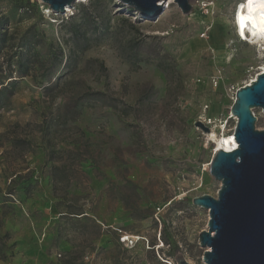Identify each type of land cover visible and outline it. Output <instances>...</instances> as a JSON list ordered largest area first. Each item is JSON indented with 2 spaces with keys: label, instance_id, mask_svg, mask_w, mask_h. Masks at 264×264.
Masks as SVG:
<instances>
[{
  "label": "rangeland",
  "instance_id": "rangeland-1",
  "mask_svg": "<svg viewBox=\"0 0 264 264\" xmlns=\"http://www.w3.org/2000/svg\"><path fill=\"white\" fill-rule=\"evenodd\" d=\"M242 1L145 19L117 0L63 15L0 0L12 45L0 51V264H175L179 253L205 264L209 213L192 199L216 198L220 183L197 122L233 133L232 97L264 67V52L235 34ZM32 26L48 63L16 78L10 56ZM253 114L264 130L263 111Z\"/></svg>",
  "mask_w": 264,
  "mask_h": 264
},
{
  "label": "water",
  "instance_id": "water-1",
  "mask_svg": "<svg viewBox=\"0 0 264 264\" xmlns=\"http://www.w3.org/2000/svg\"><path fill=\"white\" fill-rule=\"evenodd\" d=\"M52 14H63L77 0H39ZM145 19L162 13L169 0H117ZM196 0H173L188 14ZM264 113V72L235 93L230 114L236 118L233 139L237 147L218 149L209 163V174L220 183L216 198L203 195L192 205L209 213L207 229L198 235L205 264H264V130L255 129L253 110ZM205 132L209 129L197 122ZM175 264H190L182 254Z\"/></svg>",
  "mask_w": 264,
  "mask_h": 264
},
{
  "label": "bare ground",
  "instance_id": "bare-ground-1",
  "mask_svg": "<svg viewBox=\"0 0 264 264\" xmlns=\"http://www.w3.org/2000/svg\"><path fill=\"white\" fill-rule=\"evenodd\" d=\"M85 1L86 0H77L73 3V5L76 3H83ZM258 2H259V0H243L241 5L238 6V8H236L234 10L233 15H232V23H233V26L235 29L236 36L239 39H241L242 41L248 42L249 45H255L256 48L259 45V43L261 42L260 36H259V34L256 36H253L252 33L254 31H257L259 28L264 27V24L261 23L260 13L258 11L252 12L249 9L248 3H252V6L256 7ZM163 6L164 7H163L162 11L166 12L172 6H176V4L173 2V0H169ZM71 8L72 7H70V8L67 7L66 11L63 14L68 13ZM53 15H59V14H53ZM253 25H256L257 29H254ZM262 52H264V49L260 48V53H262ZM261 72H264V67H260L258 72L251 77L250 81H253L256 78L257 74H259ZM250 81H247L246 84H248ZM215 128H216L215 126H212V127H210L209 131L206 132L207 133V140H208V142H210L213 145L214 152L217 151L218 149L230 151L233 148L237 147V144L233 139V133H230L228 135H225L223 133V134H220L219 136H217L215 134ZM127 239L132 240L136 243L139 241V239L136 237H131V238H127Z\"/></svg>",
  "mask_w": 264,
  "mask_h": 264
},
{
  "label": "trees",
  "instance_id": "trees-1",
  "mask_svg": "<svg viewBox=\"0 0 264 264\" xmlns=\"http://www.w3.org/2000/svg\"><path fill=\"white\" fill-rule=\"evenodd\" d=\"M29 2L24 4L14 3L15 9H22L26 7ZM10 19L8 16L0 13V51L5 48H12V45H8V35H10ZM21 38L24 39L25 43L18 52L11 54V59H14L16 78H26L32 75L35 70H40L43 65L48 63L47 59L43 61L42 55L39 51V34L34 31V27H29L22 34ZM45 63V64H44ZM10 87H15L17 80L11 81ZM9 85V84H8ZM7 85V86H8Z\"/></svg>",
  "mask_w": 264,
  "mask_h": 264
},
{
  "label": "built area",
  "instance_id": "built-area-1",
  "mask_svg": "<svg viewBox=\"0 0 264 264\" xmlns=\"http://www.w3.org/2000/svg\"><path fill=\"white\" fill-rule=\"evenodd\" d=\"M196 1H198V0H196ZM196 1H195V2H196ZM47 12H48V15H49L50 12H51V10L48 8ZM51 13H52V12H51ZM244 43L249 44L248 42H244ZM219 77H220V73L217 72V73L212 77V79H211V83H212L215 87L218 85ZM237 90H238V89H237ZM237 90H236V91H237ZM235 93H236V92H235ZM235 93H234V96L232 97V101H233V102H234V99H235ZM207 110H208V106L205 105V106L203 107V112H207ZM198 120H199V122H200L203 126H205V127H207V128H210V126H212V125L215 123L214 119L212 120L211 118H208L207 116H203V117H201V118L198 119ZM119 234H121V233L119 232ZM127 238H129V236L122 235V236H121V242H122V243L128 242L129 240H128Z\"/></svg>",
  "mask_w": 264,
  "mask_h": 264
},
{
  "label": "clouds",
  "instance_id": "clouds-1",
  "mask_svg": "<svg viewBox=\"0 0 264 264\" xmlns=\"http://www.w3.org/2000/svg\"><path fill=\"white\" fill-rule=\"evenodd\" d=\"M249 4V9L253 12V11H258L260 13V20L261 23L264 24V0H259L258 4L256 7L252 6V3H248ZM254 29H257L256 25H253ZM260 36V43L258 45V47H260L261 49H264V27L259 28L257 31H254L252 33L253 36L258 35Z\"/></svg>",
  "mask_w": 264,
  "mask_h": 264
}]
</instances>
